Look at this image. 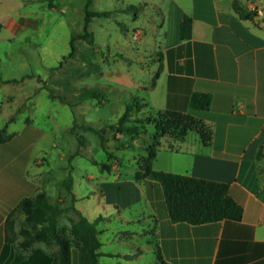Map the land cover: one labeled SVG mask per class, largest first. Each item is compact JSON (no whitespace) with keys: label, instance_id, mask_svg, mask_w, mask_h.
<instances>
[{"label":"rangeland","instance_id":"rangeland-1","mask_svg":"<svg viewBox=\"0 0 264 264\" xmlns=\"http://www.w3.org/2000/svg\"><path fill=\"white\" fill-rule=\"evenodd\" d=\"M85 3L86 0H55V8L50 9L41 0H0V15L11 17V24L0 28V129L13 119L6 134L20 133L27 120L43 131L32 148L29 177L45 187L50 202L64 209L59 225H67L69 217L77 218L70 208L75 198V208L83 217L89 221L98 219L101 250L119 252V257L101 256V263L159 264L150 248V210L166 213L160 185L147 180L156 185L152 204L141 193L140 199L123 204L122 200L132 192L124 186L119 190L113 185L102 187V183L120 180L133 182L136 162L146 156L145 149L153 142L152 127L147 125V133L134 141L127 136H120L118 142L110 141L109 149L120 162L111 160L112 171L101 173L90 159L106 162L107 154L94 133L80 125L100 128L104 122H114L124 105L135 97H143L149 107L137 115L144 111L150 114V69L158 68L164 42L157 34L169 21V15L163 19V11L170 0H92L89 10L112 13L93 18L88 27L95 43L92 62L96 68L77 57L59 64L70 50L71 35L82 32ZM260 3L264 10V0ZM128 5L135 9L123 12ZM87 49L84 41L77 42V52ZM24 75L27 76L22 78ZM93 86L106 97L101 105L87 100L72 107L49 97L52 92L73 102L79 90ZM77 134L83 135L84 147H79ZM190 137L198 138L195 132ZM160 143L165 145V140ZM123 146L127 148L117 151ZM180 157L159 147L151 166L164 171L170 160L177 164ZM260 159L264 173V146ZM68 175L73 179V194L63 186ZM134 246L143 248L138 260L134 258Z\"/></svg>","mask_w":264,"mask_h":264},{"label":"crops","instance_id":"crops-1","mask_svg":"<svg viewBox=\"0 0 264 264\" xmlns=\"http://www.w3.org/2000/svg\"><path fill=\"white\" fill-rule=\"evenodd\" d=\"M233 3L244 13L252 11L253 18L241 19ZM163 13V19L169 15V21L157 34L164 45L158 68L150 69L152 78L156 75L150 85V113L187 112L194 91L208 92L212 106L202 118L213 131L207 146L197 133L198 138L187 132L181 140L170 135L160 137L158 151L163 147L181 156L177 164L170 160L164 171L228 183L229 194L242 206L243 214L239 222L191 225L172 223L166 208L162 215L152 208L150 248L168 264H264L263 156L256 159L264 139L263 7L260 0H170ZM183 15L192 19L187 40H180L178 34ZM10 24V16L0 15V28ZM144 102L143 109L149 110ZM161 139L165 140L163 146ZM31 155L32 151L22 178L36 189H45L29 177ZM6 168V164H0V175ZM2 179L7 186L0 189V264H50L53 249L36 243L20 256L16 245L5 241L4 221L15 203L2 198L12 188L7 179ZM105 185L117 190L124 186L132 192L122 200L123 204L140 199V193L150 204L156 200V185L147 180L102 183V187ZM101 246L99 258L119 257V252L102 251ZM132 250L137 252L134 258L138 260L143 248L134 246ZM99 258V264H109L101 263Z\"/></svg>","mask_w":264,"mask_h":264},{"label":"trees","instance_id":"trees-1","mask_svg":"<svg viewBox=\"0 0 264 264\" xmlns=\"http://www.w3.org/2000/svg\"><path fill=\"white\" fill-rule=\"evenodd\" d=\"M48 8H55V0H41ZM92 0H86L84 7V19L82 32L72 34L69 40L70 50L64 55L59 64L66 60L78 58L90 67L96 68L92 62L95 53L93 33L88 30L93 18L109 17L110 11H91L88 9ZM233 8L241 19H252V11H240L235 3ZM135 9L128 5L123 12ZM192 19L183 15L179 25L178 34L180 40L190 38ZM84 41L88 45L86 51L77 52V42ZM24 75L22 78L26 77ZM153 76L151 84L154 83ZM66 91V89H65ZM51 99H59L70 106H77L87 100H96L101 105L106 98L101 89L93 86L82 88L73 97V102H67L63 95L49 93ZM143 97H135L124 105L122 114L114 121H107L100 128L90 125H80V128L93 132L97 137L100 147L107 154L106 162H98L90 159L92 164L98 166L101 173L112 171L111 160L119 163L120 159L115 152L109 149L110 141H119L120 136H127L131 141L141 138L148 131L147 125L153 129V142L145 149L146 156L140 157L137 162V171L133 179L139 183L143 180L156 181L162 190L165 208L170 222H185L191 225H202L219 221L239 222L243 209L229 194V184L193 177L185 174L154 170L152 162L156 158L159 139L164 135H170L176 140H181L187 132L198 134L201 143L209 145L213 139V131L204 121L202 116L212 106V95L208 92L194 91L189 100L187 112L164 110L147 114L145 111L137 115L145 107ZM13 119L5 122L0 129V164H6L7 168L0 175V189L6 188L7 183L12 185L9 192L2 198H10L14 207L7 214L4 221L5 241L16 245L21 253L29 250L34 244L41 243L49 249H53L50 264H99V249L101 243L98 239L99 231L96 227L98 219L89 221L83 217L73 205L70 207L77 218H68L67 225H59V219L64 213L60 204L50 202L44 189H36L33 183L22 178L35 142L40 139L43 131L36 128L32 121L27 120L20 133L6 134V128ZM72 130V128H71ZM79 147L85 146L83 135H76ZM129 144V146H131ZM264 146L262 140L256 159L259 160ZM126 146L117 148L121 151ZM63 186L68 194H72L73 179L68 175L63 180ZM159 264H168L163 261L157 252Z\"/></svg>","mask_w":264,"mask_h":264},{"label":"built area","instance_id":"built-area-1","mask_svg":"<svg viewBox=\"0 0 264 264\" xmlns=\"http://www.w3.org/2000/svg\"><path fill=\"white\" fill-rule=\"evenodd\" d=\"M259 14H260V12H259Z\"/></svg>","mask_w":264,"mask_h":264}]
</instances>
